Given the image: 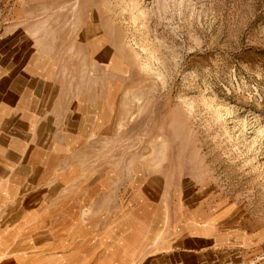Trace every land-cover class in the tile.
I'll list each match as a JSON object with an SVG mask.
<instances>
[{"label":"rangeland","instance_id":"rangeland-1","mask_svg":"<svg viewBox=\"0 0 264 264\" xmlns=\"http://www.w3.org/2000/svg\"><path fill=\"white\" fill-rule=\"evenodd\" d=\"M65 8L63 36L102 35L113 60L87 80L100 115L92 138L65 159L66 182L42 188L44 200L38 191L23 200L48 221L27 250L39 257L33 264L71 263L64 227L77 226L81 244L90 230L104 243L110 219L136 211L135 194L207 202L222 224L264 242V0H71ZM103 248L93 259L81 250V264H105Z\"/></svg>","mask_w":264,"mask_h":264},{"label":"crops","instance_id":"crops-1","mask_svg":"<svg viewBox=\"0 0 264 264\" xmlns=\"http://www.w3.org/2000/svg\"><path fill=\"white\" fill-rule=\"evenodd\" d=\"M69 1L0 0V264L38 260L27 250L48 221L23 200L34 191L44 200L42 188L66 182L65 159L92 138L100 115L87 80L111 68V42L90 33L64 37ZM113 67L121 69V60ZM130 200L136 211L111 218L104 243L91 230L81 244L77 226L72 234L62 229L73 237L70 264L85 260L81 250L93 259L102 244L105 264H250L264 256L260 235L222 224L207 202Z\"/></svg>","mask_w":264,"mask_h":264}]
</instances>
